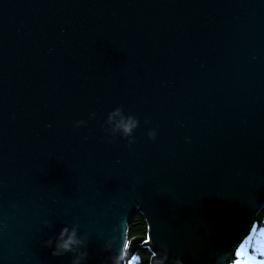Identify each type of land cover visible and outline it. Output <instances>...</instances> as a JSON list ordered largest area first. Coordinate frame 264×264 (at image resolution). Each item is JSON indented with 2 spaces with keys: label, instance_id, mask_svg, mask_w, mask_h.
I'll return each mask as SVG.
<instances>
[{
  "label": "water",
  "instance_id": "1",
  "mask_svg": "<svg viewBox=\"0 0 264 264\" xmlns=\"http://www.w3.org/2000/svg\"><path fill=\"white\" fill-rule=\"evenodd\" d=\"M263 208L264 0H0V264H72L73 226L131 259L136 214L165 264H229Z\"/></svg>",
  "mask_w": 264,
  "mask_h": 264
},
{
  "label": "clouds",
  "instance_id": "2",
  "mask_svg": "<svg viewBox=\"0 0 264 264\" xmlns=\"http://www.w3.org/2000/svg\"><path fill=\"white\" fill-rule=\"evenodd\" d=\"M119 116L120 119L117 121L115 117ZM83 121H78L77 126L83 124ZM108 128L106 129L111 135L120 133L125 138H130L128 140L129 144L134 143V138L132 137L133 131L138 127L139 121L136 117L132 115H125L120 108L114 109L109 113L107 121ZM155 131L151 130L148 132L150 138H155ZM47 223V222H46ZM78 226H73L72 230L69 231L68 227H64L59 232V235L55 239V246L52 251L53 256H62L65 253H73L74 259L72 264H81L83 260L86 259V251H81L82 248L86 246V237L78 236ZM53 241L49 239L46 241L45 246H52ZM167 256H159L156 252L151 253V264H165ZM112 264H142V259L140 256L136 255L132 259H128L126 248L122 250L116 257L112 259ZM173 264H182L180 259H176Z\"/></svg>",
  "mask_w": 264,
  "mask_h": 264
},
{
  "label": "rangeland",
  "instance_id": "3",
  "mask_svg": "<svg viewBox=\"0 0 264 264\" xmlns=\"http://www.w3.org/2000/svg\"><path fill=\"white\" fill-rule=\"evenodd\" d=\"M253 224L236 246L229 264H264V227Z\"/></svg>",
  "mask_w": 264,
  "mask_h": 264
},
{
  "label": "trees",
  "instance_id": "4",
  "mask_svg": "<svg viewBox=\"0 0 264 264\" xmlns=\"http://www.w3.org/2000/svg\"><path fill=\"white\" fill-rule=\"evenodd\" d=\"M253 225L264 227V208L257 214ZM147 231V225L144 218L141 214H136L131 220V223L128 225L129 239L140 236V244H142L145 240H147ZM140 244H138L136 252L132 257L138 255L142 259V264H150L151 253L148 248Z\"/></svg>",
  "mask_w": 264,
  "mask_h": 264
}]
</instances>
